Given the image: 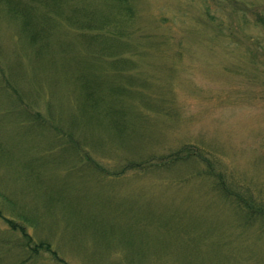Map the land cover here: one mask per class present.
<instances>
[{"label":"rangeland","instance_id":"374dc122","mask_svg":"<svg viewBox=\"0 0 264 264\" xmlns=\"http://www.w3.org/2000/svg\"><path fill=\"white\" fill-rule=\"evenodd\" d=\"M47 1L69 13L118 7ZM132 2L136 17L121 37L138 51L118 65L63 21L54 32L70 47L30 65L21 18L0 4L4 62L26 58L21 78L37 96L32 108L46 115L48 101L62 129L80 130L73 146L47 127L21 124L19 104L0 86L3 214L68 264H264V212L241 208L234 196L264 204V0ZM78 144H89L105 170ZM190 144L227 174L226 190L198 160L123 170L134 158ZM17 232L0 218V264L65 263L49 254L26 263Z\"/></svg>","mask_w":264,"mask_h":264},{"label":"trees","instance_id":"16d2710c","mask_svg":"<svg viewBox=\"0 0 264 264\" xmlns=\"http://www.w3.org/2000/svg\"><path fill=\"white\" fill-rule=\"evenodd\" d=\"M4 4L9 8V11L14 13V16H20L21 18V30L27 41L25 46V51L28 52L27 60L31 65L30 58L36 56L38 57L42 53H46L51 48H64L63 54L66 49L71 45L68 38H61L59 35H55V28L57 27L56 23L59 21L66 22L71 28L78 30L79 36L82 38V41L85 40L88 47L96 49L99 56L104 55L108 60L113 61L116 65L125 63L126 61L131 63V58L129 54H136L138 50L134 45H131L126 38L121 36L126 33L127 26L132 23L134 17H136V11L133 6L132 0H112L114 4L118 7L113 12H97L88 11V12H79V13H69L55 6L47 0H0V4ZM44 7V10L40 11V7ZM2 6H0L1 8ZM63 18V19H62ZM109 28V29H108ZM133 34V33H132ZM22 35V36H23ZM130 35L129 30L127 29V36ZM139 47V46H138ZM3 57V51L0 47V86L1 92L4 94L9 92L12 93L10 97L19 104L18 105V115H20L21 124L23 125H34L47 127L52 136H58L59 138H65L66 143L73 144L74 142L70 139H73L80 130L71 129L65 130L62 129L59 121L56 120L49 103L47 101V114H43L41 111L36 110L35 105L30 104L36 101L37 96L33 97L31 89L27 88L23 84L21 78L22 70L26 69L24 56L19 57L20 64H13V58ZM121 59V60H119ZM11 60V61H10ZM16 66V67H15ZM13 69V77L11 69ZM22 69V70H21ZM122 71L127 70L128 72H133L132 68L126 69V67L120 68ZM25 75H29L28 72H25ZM93 81H88L87 86V96L94 97L97 90L89 86ZM97 83H99L97 81ZM39 94V93H38ZM37 94V95H38ZM47 96V95H46ZM103 100V103L106 105L108 102V95ZM47 99V97H46ZM27 102V103H25ZM111 112H116L118 115H124L125 112L121 109L111 105L107 108ZM72 131V132H71ZM66 143L64 144L66 146ZM89 144H78V148L85 157L86 161L91 165L101 169L102 171L105 168L102 167L99 163L95 161L94 158L86 151L89 150ZM86 152V153H84ZM189 159L198 160L206 168L208 175L214 177L216 181H219L224 190L227 188V174L216 165V163L210 158L204 156L202 151L197 148L196 145H185L181 148H176L169 153H163L161 155H148L138 158H134L132 161L123 167V170L132 169L135 171L146 170L147 168H166L174 167L181 162L188 161ZM122 170V171H123ZM120 171V173L122 172ZM239 186V185H238ZM240 187V186H239ZM240 190L243 188L240 187ZM248 194V193H247ZM235 199L238 202L237 205L241 208H247L253 214L263 213L264 204L257 203L254 195L253 197L243 198L238 194H235ZM0 199H2V194L0 193ZM0 218H3L8 224L9 229L18 231L21 236L24 238V244L26 250H28L29 256L26 258L25 262L29 263L34 259L35 256L42 257V254H49L56 261H64L62 257L58 256L57 251L54 250L53 246L49 242L36 240L27 230L28 228L22 221H16L13 218H9L3 214L2 208H0ZM64 264H68L65 262Z\"/></svg>","mask_w":264,"mask_h":264}]
</instances>
